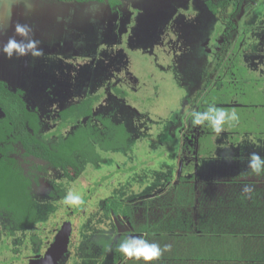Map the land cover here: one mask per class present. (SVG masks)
Returning a JSON list of instances; mask_svg holds the SVG:
<instances>
[{
    "label": "rangeland",
    "instance_id": "1",
    "mask_svg": "<svg viewBox=\"0 0 264 264\" xmlns=\"http://www.w3.org/2000/svg\"><path fill=\"white\" fill-rule=\"evenodd\" d=\"M5 1H8L7 6ZM124 2L121 7L123 14L118 20L128 30L118 34V39L110 36L108 40L116 46L109 55H115V60L120 57L116 73L127 79L116 83L113 75H102L105 69L98 73L109 88L105 90L97 85V89L94 86L96 90H93V95L102 96L98 103L102 104L99 108L102 116L98 121L99 130L91 133L93 137L88 140L81 132L77 134L79 127L73 129L76 142L83 138V156L93 155L95 159L92 165L84 167L78 180L66 187L68 191L80 195L83 203L73 207L65 205L62 200L65 205L63 208L62 203H56L53 199L50 201V193L55 192L54 182L61 181L62 176L48 168L47 173H42L38 184H33V194L42 212V224L36 225L31 231L18 232L11 238L6 236L0 222V264H26L27 256L32 254L33 236L41 240L38 250L40 255H44L49 244L54 241L55 229L58 231L61 225L66 224L67 212H73L69 219L76 231L69 250L71 261L67 259L62 264H73V258L76 259L73 254L79 249L80 245H77L82 239L79 232L83 229L91 231L92 228L95 232L107 229L103 219L106 217L104 204L107 200L116 198L126 202L138 198L135 196L137 194L152 193L155 191L150 188L152 184L161 183L170 170L185 166V159H181L185 155L183 139L192 125L187 115L192 109L203 112L210 104H215L217 108H222L221 103L226 104L227 112L234 110L239 116L238 123L231 122L233 125L245 129L244 132L254 130V135L260 133L264 136V0H247L244 3L235 19L238 29L231 34V45H228L226 52L221 39L226 37L230 27L208 10L205 0ZM14 3L29 12L25 18H31L32 15L36 17L39 22L37 35L41 28L47 26L45 9L41 10L47 6L56 10L57 6H66L64 3L45 0H31L30 4L28 0H0V16L4 18L3 6L12 8ZM87 5L90 6V3ZM112 16L115 19L117 17ZM49 22L48 26H51L52 20L49 19ZM77 27L80 29L81 25ZM154 36L157 38L148 39ZM42 38L35 37V40L42 43ZM216 39H219V44H215ZM104 48L96 47L98 53ZM109 49L107 52H111L112 48ZM219 53L224 57L218 56ZM31 62L27 90L32 87L33 91L27 99L29 108H40L46 126L45 138L50 134L58 138L60 131L64 133L72 130V127L58 131V106L52 102L68 98L72 92L70 84L65 82L58 85L61 81L59 78L53 82V67H44L45 63L37 57H33ZM102 63L106 64L105 61ZM11 71L21 77V70L17 67ZM62 77L69 80L65 73H62ZM0 79H6L1 67ZM238 105L239 109L236 108ZM68 116L65 115V121ZM38 130L41 132L42 128ZM230 130L224 126L221 133L225 136L230 134ZM204 131L206 136L199 140L195 148L197 153L200 150L198 145L205 144L206 149L213 139L214 142L217 140L218 134L206 125ZM75 176L73 173L72 178ZM9 181L19 187L18 180ZM6 190L11 191L13 187L7 185ZM129 210L133 211L134 208ZM17 213L20 214V211L17 210ZM86 233L85 230L81 232L87 237ZM5 243L10 246L9 249L4 248L7 246ZM77 264L81 263L77 261Z\"/></svg>",
    "mask_w": 264,
    "mask_h": 264
},
{
    "label": "trees",
    "instance_id": "2",
    "mask_svg": "<svg viewBox=\"0 0 264 264\" xmlns=\"http://www.w3.org/2000/svg\"><path fill=\"white\" fill-rule=\"evenodd\" d=\"M93 1L98 3L107 2L112 9H119L125 0ZM246 1L247 0H205L207 8L230 27L225 37V52L228 51V45H231L230 40L233 37L231 34L238 29V24L235 22V19L241 13ZM229 35L231 38H229ZM97 101H99V98L94 97V99L90 101L91 105L90 103L83 102L79 106L66 110L62 113L63 120L60 122L61 125L58 131L64 127H72V130L68 128L69 131L67 132L62 133V131H60L59 136L56 133L55 135L58 137L56 139H52V134L48 138H45V134H41L38 130V128H41L39 126V124H41V117L39 114L27 107L26 102L21 97V92L14 93L8 90L6 84L0 82V111L2 114L0 115V222L7 234L6 236L13 238L18 232H28L33 230L36 225L42 224V212L33 194V184H38L40 177H42V173H47L48 168L54 169L62 176L61 181L54 182V187L57 191L50 193L49 196L50 201L52 199L56 201L55 199L63 200L68 191L66 188L67 184L78 180L84 171V167L92 165L95 162L93 155H88L87 157L83 156L85 155L84 151L81 152L83 138H79L76 142L73 139L75 136L73 133H75L74 131L79 127L77 134L81 132L84 137L89 140V138L93 137L91 133H94L97 129L99 130L100 126L98 121L102 116L100 112L95 116L92 108L93 103ZM64 114H69L66 121ZM237 128H239V126ZM104 129L105 128H103V130ZM239 129L241 131L245 130ZM181 133H183V131ZM84 142H87V140ZM78 146H80V149ZM202 147L203 149L200 148L197 156L202 157L203 155H211L216 149L213 141L209 144V148L204 149L205 144H202ZM19 148H21V150ZM191 150L194 151L192 148ZM15 154L26 158L34 157L42 163L31 168V172L29 171L30 173H26V168L16 159ZM32 169H34L37 174L33 173ZM73 173L76 174L75 178H72ZM9 180H18V182H20L18 185L19 187H16V185L13 186ZM171 180L172 179H169V181ZM7 185L12 186L13 190L7 191ZM193 190L194 186L192 183H187V180L182 176L176 187H173L164 195L157 196L155 205L140 206L136 203L127 204L125 201L120 199L117 200L116 198L107 200L104 204L106 217L103 218L107 229H99L98 232H95L93 228L91 231L83 229L88 232L86 233L88 238L81 234L83 230L79 232V237L82 239L77 245H80L78 256L76 252L73 254V256L76 257V259L73 258V264H77L78 257L81 260V264H96L99 259H105L109 252L114 254L115 264H119L121 261L125 262V258L118 251V244L122 239L127 237L129 232L119 234L118 228L114 226V219L126 217L133 226H131V229H133L132 232L149 233L151 232L149 224H140L136 222L139 216L142 215L150 219L149 217L155 214L156 208L166 212L169 211L168 214L181 215L184 212H182L180 208L191 206V202L194 200ZM62 207L65 208L63 203ZM132 207L134 210H129V208ZM17 210L20 211V214L17 213ZM72 213L73 212H67L66 215L68 219L64 222H70L71 225L74 226L71 219H69L73 216L70 215ZM156 214L158 215V213ZM162 224H164V222H162ZM75 231L76 230L73 228L71 242L75 235ZM31 242L32 254L27 256V262L28 259L36 258L41 253L38 250L41 245V240L38 236H33ZM4 248L9 249L10 246L7 245L4 246ZM69 255L70 251L62 263L67 262V259L70 260L72 256ZM130 262H133V264L136 263L135 259H131Z\"/></svg>",
    "mask_w": 264,
    "mask_h": 264
},
{
    "label": "crops",
    "instance_id": "3",
    "mask_svg": "<svg viewBox=\"0 0 264 264\" xmlns=\"http://www.w3.org/2000/svg\"><path fill=\"white\" fill-rule=\"evenodd\" d=\"M218 81L222 85V80ZM225 105L221 103L224 110ZM224 126L231 128L230 134H218L216 142L213 139L216 149L211 155L197 158L195 148L205 136L202 126V133L196 139L193 155L185 161V168L170 170L168 176L163 175L161 183L150 187L155 189L154 192L140 193L135 195L138 198L126 201L140 206L155 205L157 196L176 187L182 176L194 186V200L191 206L180 208L184 212L181 215L156 208L150 219L141 215L135 220L149 224V233L132 232L131 222L126 217L121 218L122 223L130 224V228L123 231L129 232L127 237L141 236L160 244L161 248L165 244L172 246L152 264H264V174L252 175L247 167L251 153L264 157V136L260 133L254 135V130L241 131L233 123ZM198 147L203 149L200 145ZM245 184L254 187L250 198L242 195ZM78 261L81 263L79 257ZM135 262L144 264L142 260ZM96 264H115L114 254L109 252ZM119 264L133 262L125 259Z\"/></svg>",
    "mask_w": 264,
    "mask_h": 264
},
{
    "label": "flooded vegetation",
    "instance_id": "4",
    "mask_svg": "<svg viewBox=\"0 0 264 264\" xmlns=\"http://www.w3.org/2000/svg\"><path fill=\"white\" fill-rule=\"evenodd\" d=\"M45 1L54 2L56 4L64 3L66 4V6L59 7L56 5L58 7L57 10L51 8L50 6H47L41 10L44 11L45 9L44 12L46 19L45 24L47 26L39 30L40 31L39 35H37V30H36L37 25H39V22L36 21V17H33L32 15L31 18L29 16L25 18L26 13L29 14V12L25 11L22 6L17 7V3H14V6L8 9L3 6L4 18L0 16V21L2 22L0 23V46L5 44L10 37L16 35L15 27L17 24L28 25L32 30V36L34 39L35 37L42 38V36H44L42 38V43H40V41L37 40L39 41V44H41V46L38 45V47L43 52V55L37 58L45 63L44 67H50V69L53 67L52 72H54V74L51 77L53 82H55L59 78L61 81L58 82V85L67 82V84L68 83L70 84L71 87L70 90H72V92L68 94L69 95L68 98H66L65 100L52 102L53 104H56L58 106L57 120L59 122V125H61L60 122L63 120L62 113H64L66 110L72 107L79 106L83 102L90 103L91 105L90 102L91 99H94V97L97 98V95H93L94 93L93 90L97 89V85H99V88L103 87L105 90H109V88H107V84L103 82V77H99L98 73H101L105 69V72H102V75L104 76H108L109 74L113 75L116 78V83L117 82L120 83V81L127 79V78L124 79V76H122L121 78L117 74L118 73L117 63H119L120 57H117V60H115L114 58L115 55L113 54L109 55L115 51L116 46L115 45L113 46L110 40H108L110 36L116 40L119 38L118 34L128 30V28L127 27L125 28L124 24L118 20V18H120L123 14L121 12V7H123L125 2L123 1V5L120 6L119 9H112L107 2L98 3L93 0H89V1L45 0ZM87 3H90V6L87 5ZM4 4L7 6L8 1H5ZM208 10L210 11L209 8ZM56 11L58 12L56 13ZM112 15H117L116 19ZM49 19L52 20L51 23H53L51 26H48V24H50ZM77 25L78 26L81 25L80 29H78ZM87 28H91L89 32L86 31ZM95 31H97L96 35H94ZM16 38L20 39V37L18 36H16ZM151 38H157V36L148 37V39ZM221 40L223 45L225 43V37L224 39L222 38ZM97 41L98 42L101 41V42L97 43ZM121 41H122V37H121ZM218 42L219 39H216L215 44L216 43L219 44ZM100 46L106 48H104V51H102L101 53L100 52L98 53V49H96V47L99 48ZM109 47L112 48L111 52H107ZM217 49H219V47ZM218 56L224 57L220 53L218 54ZM0 58H1L0 60H2L0 63L1 71L6 77V79H0V82L6 84L8 90L14 93L21 92V97L26 102L27 107L29 108L30 105L27 99L29 98L28 96L30 92L33 90H31L32 87L27 90V82L30 72L29 68L32 66L31 60H33V56L31 54L25 56L14 55L11 59H9L6 55L0 53ZM102 61H105L106 64L104 65ZM16 67L17 69L21 70L20 73L21 77H19V75L15 76L14 73H12L11 70ZM96 70H98V72L95 75L94 73L96 72ZM62 73H65L66 77L69 78V80H65L62 77ZM33 81L35 84V80ZM94 86L96 87V89ZM101 97L102 96H98L99 101ZM99 101L94 102L92 105V108L94 110L93 113L95 116L99 114L100 112L99 108L100 105H102V104H98ZM29 109L35 111L41 117L42 131L40 133L44 135L46 132L45 131L46 126L44 124V116L42 115L40 108L36 106L34 108H29ZM201 128L202 126L191 125L190 131H188L184 135L183 141L185 143V155L182 157V159H185V161L188 160L189 156L193 155V151L191 150V148L194 149V146L196 144L195 143L196 139L198 138L199 134L202 133ZM47 130L48 132H50L49 129ZM51 136L52 139H56L55 136L53 135ZM15 157L19 162L22 163L24 168H26V173H30L31 168L36 167L42 163L40 160L34 157L26 158L16 154ZM182 161L183 160H181V162ZM32 172L37 174L34 169H32ZM54 190L57 191L55 188ZM55 200L56 202H62V200L59 199H55ZM122 222L123 220L119 219L118 224L115 223L114 225L115 227L118 228L119 232H123L126 229L130 228V224H127L125 222L122 223ZM62 227L63 225H61V228L58 231L57 229H55L56 230L55 237L60 232ZM73 228L74 226H72V230ZM52 243L49 244L48 248L51 246ZM71 245L72 242H70L69 250L71 248ZM29 261L30 259H28L27 264L29 263Z\"/></svg>",
    "mask_w": 264,
    "mask_h": 264
},
{
    "label": "clouds",
    "instance_id": "5",
    "mask_svg": "<svg viewBox=\"0 0 264 264\" xmlns=\"http://www.w3.org/2000/svg\"><path fill=\"white\" fill-rule=\"evenodd\" d=\"M31 0H28L30 4ZM15 36L10 37L8 41L0 46V53L6 55L11 59L14 55L25 56L31 54L33 57H40L43 55L42 50L38 47L39 41L32 36V30L28 25L17 24L15 27ZM16 36L20 37L17 39ZM187 115L191 118L193 126H207L216 134L224 131L226 122L239 121L238 114L233 110L231 113L222 108H217L215 104L208 105L203 112L192 109ZM247 167L250 174L261 176L264 174V157L258 153L253 152L248 157ZM254 191V187L250 184H245L242 188V195L250 198ZM63 203L69 206H79L83 203V198L68 191L63 198ZM170 244H165L161 248L160 244L149 242L141 236H128L122 239L118 244V251L126 260L135 259L136 261H143L144 264H152L158 261L164 252L171 250Z\"/></svg>",
    "mask_w": 264,
    "mask_h": 264
},
{
    "label": "water",
    "instance_id": "6",
    "mask_svg": "<svg viewBox=\"0 0 264 264\" xmlns=\"http://www.w3.org/2000/svg\"><path fill=\"white\" fill-rule=\"evenodd\" d=\"M118 224L119 218H115ZM72 225L70 222L63 225L60 232L56 235L54 242L46 250L45 254L30 259L28 264H62L68 256L71 242Z\"/></svg>",
    "mask_w": 264,
    "mask_h": 264
}]
</instances>
